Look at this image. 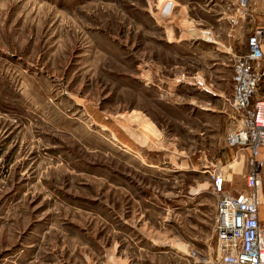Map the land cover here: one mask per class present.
<instances>
[{
	"label": "rangeland",
	"instance_id": "374dc122",
	"mask_svg": "<svg viewBox=\"0 0 264 264\" xmlns=\"http://www.w3.org/2000/svg\"><path fill=\"white\" fill-rule=\"evenodd\" d=\"M263 2L247 7L262 15ZM242 12L236 0H0V264L214 258L207 170L245 189V157L225 144L233 55L254 25ZM261 183L264 224V170Z\"/></svg>",
	"mask_w": 264,
	"mask_h": 264
},
{
	"label": "built area",
	"instance_id": "2783aa9c",
	"mask_svg": "<svg viewBox=\"0 0 264 264\" xmlns=\"http://www.w3.org/2000/svg\"><path fill=\"white\" fill-rule=\"evenodd\" d=\"M236 4L254 25L245 37L244 50L233 55L231 104L236 126L225 144L245 157V189L231 191L223 168L207 170L210 194L216 200V248L208 264H264V224L259 215L264 170V25L254 23L247 0Z\"/></svg>",
	"mask_w": 264,
	"mask_h": 264
},
{
	"label": "crops",
	"instance_id": "0c3cea01",
	"mask_svg": "<svg viewBox=\"0 0 264 264\" xmlns=\"http://www.w3.org/2000/svg\"><path fill=\"white\" fill-rule=\"evenodd\" d=\"M261 0H256V3H259ZM263 1V0H262ZM264 3V2H263ZM252 14H254L253 12H252ZM256 14V13H255ZM253 15V17H254V21L256 20V19H258L257 21H255L254 23H257V24H259V25H264V12H263V9H260V14H262V15ZM243 154V153H242ZM244 156V155H243ZM244 162V161H243ZM242 168H244V173H245V167H244V164H243V167Z\"/></svg>",
	"mask_w": 264,
	"mask_h": 264
},
{
	"label": "bare ground",
	"instance_id": "6f19581e",
	"mask_svg": "<svg viewBox=\"0 0 264 264\" xmlns=\"http://www.w3.org/2000/svg\"><path fill=\"white\" fill-rule=\"evenodd\" d=\"M236 161V160H235ZM237 162V161H236ZM239 162V161H238ZM183 169H185V166H182ZM183 171H187V169L183 170ZM225 172V171H224ZM226 173V172H225ZM226 175V174H225ZM259 214H260V209H259Z\"/></svg>",
	"mask_w": 264,
	"mask_h": 264
}]
</instances>
